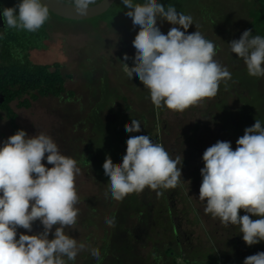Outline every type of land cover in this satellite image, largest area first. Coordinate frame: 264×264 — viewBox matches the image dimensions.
Masks as SVG:
<instances>
[{
	"label": "rangeland",
	"instance_id": "obj_1",
	"mask_svg": "<svg viewBox=\"0 0 264 264\" xmlns=\"http://www.w3.org/2000/svg\"><path fill=\"white\" fill-rule=\"evenodd\" d=\"M181 1L185 15L194 23L187 32L199 31L212 41L214 59L231 73V79L221 81L215 97L184 111L154 106L150 91L135 74L129 76L128 67L134 66L131 58L136 52L132 41L139 31L130 17L110 28L103 22L94 27L92 19L51 17L45 48L30 52L35 63H60L62 72L70 76L65 79V88L73 92L72 97H41L28 108L11 103L20 130L29 137L40 132L51 136L61 154L73 158L81 170L75 179L77 222L65 228V233L86 248L74 261L64 257L66 264H186L184 257L199 259L210 252L208 248L214 249L222 262L243 264L246 257L264 252V241L246 245L238 225L225 226L219 218L206 214V202L199 200L204 151L217 141L231 142L235 150L237 139L256 119L264 127V77L250 76L243 59L232 53L228 44L247 30V10L259 3ZM157 24L165 34L172 27L159 17ZM125 53L130 57L127 61L123 59ZM131 120L140 123V131L131 135L149 136L173 159L183 155L182 166L178 165L182 175L175 188L146 187L116 201L103 163L107 156L114 164L122 163L130 136L125 125ZM9 134V122L0 111V147ZM42 163L53 166L46 156ZM244 214L241 210L240 215ZM108 219L115 221L113 227L106 223ZM42 231L37 220L32 232L18 228L17 239L20 233ZM94 248L99 250L98 258L91 255ZM165 248L172 249V256L165 255Z\"/></svg>",
	"mask_w": 264,
	"mask_h": 264
},
{
	"label": "clouds",
	"instance_id": "obj_2",
	"mask_svg": "<svg viewBox=\"0 0 264 264\" xmlns=\"http://www.w3.org/2000/svg\"><path fill=\"white\" fill-rule=\"evenodd\" d=\"M95 2L70 0L69 6L78 16H87ZM121 2L133 26H139L132 41L136 52L131 58L134 66L128 67L129 76L135 74L150 91L154 106L184 111L215 97L221 81L231 79L229 70L214 59V43L199 31L187 32L194 24L190 15L177 13L172 6L165 8L158 0ZM2 15L7 27L35 32L49 19V7L43 0H20L13 7H5ZM158 17L172 24L166 34L157 24ZM228 44L231 52L243 59L250 76L264 77V37L253 36L249 29ZM123 59L130 57L125 53ZM125 131L130 136L122 163L114 164L110 156L103 163L112 198L122 201L146 187L175 188L182 175L178 165L182 166L183 155L173 159L149 136L131 135L140 131L139 121L131 120ZM236 145L233 150L231 142L217 141L204 151L199 200L206 202V214L219 218L225 226L238 225L243 241L252 246L264 241L261 121L256 119L254 125L245 128ZM45 156L51 168L42 163ZM80 171L77 162L61 154L57 143L43 132L29 137L21 129L4 141L0 147V264H66L64 257L74 261L86 248L65 233V228L77 222L75 179ZM241 210L245 213L242 216ZM37 220L42 232L20 233L17 239L18 228L32 232ZM106 223L115 225L113 219ZM50 233L54 238L49 239ZM91 255L98 258L99 250L92 249ZM243 264H264V252L246 257Z\"/></svg>",
	"mask_w": 264,
	"mask_h": 264
},
{
	"label": "trees",
	"instance_id": "obj_3",
	"mask_svg": "<svg viewBox=\"0 0 264 264\" xmlns=\"http://www.w3.org/2000/svg\"><path fill=\"white\" fill-rule=\"evenodd\" d=\"M70 2V0H63ZM99 0H96V2ZM20 0H0V95L3 101L0 103V111L4 113L9 122L10 134L14 135L20 130L16 119L17 113L12 109L11 103L16 107L28 108L33 101L41 97H60L63 94L73 96L72 91L65 88V79L70 76L62 72V66L58 62L35 63L30 59V52L34 49L45 48L48 39V22L51 17H58L49 11V19L35 32L9 28L5 25L2 15L5 7H13ZM146 0H133L134 4H143ZM165 8L172 6L177 13L185 14V6L181 0H158ZM258 7H250L247 10V30H252V35L264 37V0H257ZM128 9L121 0H115L102 14L92 18V25L96 27L98 22H103L106 27L122 25L129 18L125 13ZM61 18V17H59ZM63 19V18H62ZM120 159L122 153H118ZM175 236V232H173ZM208 253L200 254V258L184 257L186 264H227L214 253V249L208 248ZM205 250V252L207 251ZM164 253L172 256L171 248H165ZM212 253L211 255H209ZM232 264V263H228ZM236 264V263H234Z\"/></svg>",
	"mask_w": 264,
	"mask_h": 264
},
{
	"label": "water",
	"instance_id": "obj_4",
	"mask_svg": "<svg viewBox=\"0 0 264 264\" xmlns=\"http://www.w3.org/2000/svg\"><path fill=\"white\" fill-rule=\"evenodd\" d=\"M115 0H99L95 4L90 5V10L87 16H78L72 7H70V2L63 0H43L45 4L49 7L54 15L67 20H85L92 18L94 16L104 13ZM2 25V20L0 18V26ZM3 101V97L0 95V103Z\"/></svg>",
	"mask_w": 264,
	"mask_h": 264
},
{
	"label": "flooded vegetation",
	"instance_id": "obj_5",
	"mask_svg": "<svg viewBox=\"0 0 264 264\" xmlns=\"http://www.w3.org/2000/svg\"><path fill=\"white\" fill-rule=\"evenodd\" d=\"M175 236H176V234H175ZM176 239H177V237H176Z\"/></svg>",
	"mask_w": 264,
	"mask_h": 264
}]
</instances>
